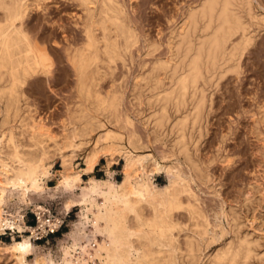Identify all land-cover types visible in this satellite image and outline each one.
Instances as JSON below:
<instances>
[{"label":"bare ground","instance_id":"obj_1","mask_svg":"<svg viewBox=\"0 0 264 264\" xmlns=\"http://www.w3.org/2000/svg\"><path fill=\"white\" fill-rule=\"evenodd\" d=\"M68 1L79 8V13L71 12L79 30L60 14L69 12L68 6L56 0H0V235L11 231L9 241L0 238V259L9 264H74V260L95 264L96 259L101 264H249L255 257L262 260L260 239L242 231L245 217L242 221L232 200L208 206L191 183L198 180L199 186L213 181L207 171L209 163L202 165L204 160L200 163L194 153L207 109L214 104L213 95L229 75L242 87L232 89L235 83L228 86L229 94L221 90L223 94L253 96L254 107L243 111L253 119L250 132L261 141L256 151L258 163L264 165V80L258 85L261 89H250L246 78L243 81L255 63L252 60L247 67L245 62L246 55L255 52L250 50L255 43L259 44L258 55L253 56L260 58L256 57L254 65L264 67V35L259 39L262 42H256L264 29V13L254 0L188 2L170 29L167 51L150 60L146 68V60L139 62L132 95L137 101L134 105L145 107H135V111L144 117V127L151 128L152 141L168 147L162 158L181 157L185 169L178 159L163 163L152 153L142 152L151 140L144 143L136 132H125L134 120L127 112L121 113L124 88L117 83L115 69L119 62L130 69L128 59L134 61L131 50L140 38L126 4L123 0ZM257 3L264 8V0ZM59 34L66 41L64 55L74 71L78 109L76 118L62 121L60 133L53 134L44 117L31 107L26 85L36 82L37 76L50 79L52 52L62 41ZM145 44V56L154 55L156 41ZM262 74L259 77L264 79ZM106 77L111 85L102 90L99 84ZM192 130L198 132V139ZM227 154L225 165L230 166L234 157ZM116 156L123 158L121 179H116L111 167ZM55 158L61 166L56 171ZM79 158L82 164L76 162ZM101 158L106 159L105 176L94 174ZM161 171L167 181L158 185L154 174ZM52 174L58 175L53 189L68 193L64 211L78 208L77 219L64 232L58 259L51 251H37L36 240L58 229L63 219L32 198L48 192L46 180ZM261 183L250 181L247 187H239L241 200L253 203V190L262 191ZM211 188L218 194L216 185ZM15 194L19 203L37 215L35 225L26 223L24 208H7ZM256 219L253 214L251 222ZM228 233V240L207 253ZM76 249L78 256L73 257Z\"/></svg>","mask_w":264,"mask_h":264},{"label":"rangeland","instance_id":"obj_2","mask_svg":"<svg viewBox=\"0 0 264 264\" xmlns=\"http://www.w3.org/2000/svg\"><path fill=\"white\" fill-rule=\"evenodd\" d=\"M56 1H57V4L63 3L64 5L68 6L67 11H69V12L66 13V11H61L60 14L64 16V19L67 21V23L69 25H71L73 28L75 27V28H77V30H79L78 27H76L73 23V20L76 17L72 16V13H73V15L75 12L79 13V8L77 6L71 4L70 1L67 2V0L66 1L65 0H56ZM194 1L195 0H123V2L126 4L125 6H127L126 9L128 10V14H129V17L131 19V22H132V24L134 23V26H136L135 28H136V31L138 32L140 38H139V41L132 47V50H131L132 53L134 54V57H135L134 61L132 62L128 59L130 69L128 70L125 66H123L121 64V62L118 63V66L115 69V74L118 77L117 83L121 84L122 87L124 88V98H123L122 104L120 106L121 113L127 112L130 116H132L131 118H133V120H134L132 125H127L125 127V132H127V133H130V132L132 133V131L136 132L137 135L139 136V138L141 139L140 141L144 142V143L151 140V142L149 143L150 146L141 149V151L143 150L142 152L152 153L155 158H157L158 160H160L163 163L176 162L178 159L181 162L182 167L185 169H186V165L183 162V159L181 157L177 158L175 156H171V157H168L165 159L162 158L163 154L167 153L168 147L166 145H163V143H161L159 141H152L153 134L151 132V128L146 129L148 127L147 126L144 127V125H146V123H144V117L138 116L140 114H138L137 111H135V107L138 109H141L142 107H145V105L142 104V106L140 105L141 107L134 105V103H136L137 101L134 98V96L132 95V89H133V84H134V80H135L134 75L140 70V63L143 60H146V62H147V65L145 66V68H146L150 64V60L152 61L153 58L160 56V55H163L164 52L167 51V38L169 36L170 29L173 27V25L175 23H177L179 21V19L181 18L182 12L184 11V8L189 3H192ZM254 1H255L256 6H257V9L259 11H261L262 13H264V10H263L264 8H262L260 6V4L258 5L257 0H254ZM49 4H51L50 5L51 9L54 8L53 3L49 2ZM63 4H61V5H63ZM68 4H70V5H68ZM178 12H179V14H178ZM262 32H263V34H262ZM261 35L262 36L264 35V29H263V31H261L256 42L260 43V41L262 42V40H264V38H263L264 36L262 37ZM78 36H80V35H78ZM62 38H63L62 35L59 34L58 40H60V39L62 40ZM259 39H262V40L259 41ZM147 40H154L157 43V48L153 52L154 55L145 56V54H144V49H145V45H146L145 43ZM64 42H66V41H63V40L60 41V44L58 46H56V44H55V46L58 48V50H55V52H52L53 64H52V73H51L52 75L50 76V79L52 80V78L54 77L53 81H51L50 79L43 77V76H40V77L37 76L38 77L37 79H35V78L33 79L36 82L38 81L37 83L33 82L34 84L36 83L37 85L35 84L33 86H30L33 84L32 81L30 82V84L26 85V87L29 88L27 94H28L29 99H30L31 107L36 109V112H35L36 114H39V115L44 117L45 122H47V124L49 125L53 134H59L60 133L61 128H62L61 127L62 121H64V120L67 121L71 118L72 119L76 118V114H77L76 110L78 109V106H77L78 97L75 94L76 81H75V77H74V71H72L73 69L70 68L71 65H69L70 63L67 62V59L64 55L65 52H64L63 47L66 44ZM51 43H53V42H51ZM256 44H258V43H255L254 45H256ZM254 45L251 46L250 50H252V51L254 50L255 52H258L257 49L259 48V44L256 45V47H254ZM138 49H140V50H138ZM139 51H141V52H139ZM255 52L254 53L251 52V53H248L246 55V58H245V60H246L245 62L247 63L246 66L249 65L250 61L252 62V60L253 61L255 60V63H256V61L260 58V57L258 58V56H253V55H258V53L255 54ZM250 55L253 57L251 58ZM256 57L258 59H256ZM261 59H263V58H261ZM260 62H262V61H260ZM254 64H252L253 65L252 66L250 63L251 67L247 66L248 67V69L246 70L247 72H245L244 74L247 73L248 77L244 76L243 81L245 78L246 79L248 78V81L246 79L244 81L247 84V87L249 85V87L251 86L250 89H252V88H255L257 86L256 88L259 87V89H261V87H260L262 85L261 80H264V79L259 77V75L262 74L264 67L262 70V67L260 68L257 65V67H258V69H257V67ZM255 67H256V71H253V69L255 70ZM63 68L65 69L64 71H63ZM249 68H251V70ZM257 70H259V71H257ZM261 70H262V72H261ZM251 71L254 73V75ZM256 72L257 73L259 72V73L257 74ZM68 73H69V75H67ZM123 73L126 74L125 77L122 76ZM262 76L264 77V74H262ZM64 78H66L67 80ZM232 78L234 79L235 77L234 76L232 77L229 75L226 78H224L222 80V83L219 86V90H217L218 92H215L216 94L214 93V95H213L214 97L212 96L215 105L212 103L211 109L212 108L213 109L212 110L207 109V111L210 113L207 112L206 120L203 122L202 132H201V136H200L201 138L198 137L199 135H198L197 131L192 130L193 134H194V132L197 133V135L195 133V136L194 135L193 136L197 137L196 139H198V138L200 139V141L198 139V142H197L198 147H199L196 150L197 154L194 153V155H195V157L196 156L198 157L197 160L200 163L202 162V161H200L202 159L204 161H206V163H204V161H203L202 165L203 164L206 165L207 162L209 163V164H207V171H208L209 175H211L213 181L208 182V184H201L200 183L201 185L199 184V186H198L199 181L196 180V182L198 181L196 183L194 180V181H192L191 184H192L193 188L197 191V193H199L200 199L201 200L203 199L202 201L204 202V204H207V205L209 204L208 206L215 207L216 204H218V203L220 204L222 199L227 198L229 201L232 200V203H233L235 209L237 211H239L240 214L242 215L241 216L242 221H243V218L245 217L244 221H243L244 225H243L242 231L248 232L251 235L253 233L252 236H254V238L258 237L260 239V242H261V246L259 248L261 249V252H263L264 251V198H263L264 197V179H262L261 175H262V170H263L262 168H264V165L262 164V162H261V165L258 163L259 162V156H258V153L256 151V147L261 145V143H260L261 141H257V139L254 137V135L250 132V127L253 124V119L249 115V113L247 114L243 111L244 108L245 109L253 108L255 102H254V100L251 102L253 96L251 97L248 94H246V95L244 94V96H243V95H240L241 93L239 92L240 97L238 95H237V97L228 95L232 86L235 83H237L235 81V79L233 82ZM109 79L110 78L106 77L100 81L99 85H100L102 90H106V89L110 88L111 81ZM249 80L252 83L248 84L247 82H250ZM252 80L254 82L255 81L256 82L253 83ZM258 81H260V84L258 83ZM237 84L235 86L236 88L233 86L232 89H234L236 91H238V89H239V91H240V88L242 87V85L241 84L237 85ZM230 85H231V88L228 87ZM258 85H260V86H258ZM225 86H227V87L225 88ZM238 86H239V88H238ZM227 88H228V90H226ZM229 88H230V90H229ZM221 90L226 91L228 94L226 95L224 92V94H225V96H224V94ZM229 97H231V99ZM257 97L262 98L261 96H257ZM231 100L232 101L234 100V101L232 102ZM256 100H259V99L256 98ZM228 101H229V103H228ZM234 102H236V103H234ZM225 104H227V105L225 106ZM234 104H235V107H233ZM227 107L228 108L231 107L233 109L230 108L231 110L228 111L229 109ZM241 111H243L245 115L242 114L243 112H241ZM147 112H148V109L146 110V113ZM238 114H240V115H238ZM232 120H234V121H232ZM228 122H230V123H228ZM143 123H144V125H143ZM204 123H206L207 126H205L206 124H204ZM229 125H230V128H229ZM228 128L231 129V131ZM235 131H237V132H235ZM228 132H229V134H228ZM222 133L225 134V137H222V135H223ZM226 135H228V136H226ZM220 139H222L221 142L223 141L222 142L223 145L221 144ZM244 141L245 142L248 141V142L245 143ZM240 142L243 144H238ZM218 143L220 144V146H218ZM253 144H256V145H253ZM191 147H192V145H191ZM229 147H230V149H229ZM217 148H219L220 150ZM193 152H195V149L193 150ZM227 153L234 157L233 162L231 163L230 166L225 165V163H226L225 156ZM239 156H240V158H239ZM256 158H258V159H256ZM76 162H79L80 164H82V159L79 158ZM122 163H123V158H121V156H116L115 162L111 165V167L113 169H115V171H116V174H115L116 179H121V177H122V174L120 172V168L122 166ZM105 164H106V159L101 158L99 163L95 167L94 174L97 176H105V169H106ZM60 168H61L60 161L58 158H55L53 170L56 171ZM85 177H86V175H85ZM57 178H58L57 174H52L46 180L47 185H49V187H50L49 189H47V191H48V192H46L47 194L43 193V194H39V195L38 194L32 195V198L34 201H39L41 204H45L50 209L52 214L58 215V216L62 217V219H63V222L61 223L60 227H58V229H56L54 232H49V234H44L43 236L37 238V240H36L37 245H38L37 251H39V252L51 251V253L55 259H58L60 256V243H61V240L65 239V236H63L64 232L68 231V229L71 228L72 222L77 219L76 214L78 212L77 207H74L69 212L64 211L62 206L64 203V199H66V196L68 195V193H65L61 190L53 189V187L57 183ZM260 178H261V180H260ZM166 181H167V176H166L165 171H161V172L154 174V182L157 183L158 185L164 184ZM250 181H254L256 183L262 182L260 184L259 188L263 189V190L261 191V190H257V189L255 190L254 189L253 192L255 194L252 197V199H254L253 203L251 201H250L251 203L250 202L246 203L245 201L241 200L242 196L240 197V193L238 191V188L239 187H244V188L247 187V185H249L248 183ZM212 185H216V188L219 189L218 194H216L215 191L213 193L214 189L211 188ZM262 194H263V196H262ZM260 196H262V198H261L262 200L258 199ZM17 199H18L17 195L16 194L13 195V197H11V199H9V201H8L7 208H9L10 210H16V209H19L20 207H22V208H24L26 223L29 224L30 222H35V220L37 222V218H35L36 214L35 215L33 214L34 211L31 209V207H27V205L25 206V205L19 203ZM239 200H240V202H239ZM226 207H227V204H225V208ZM253 214L258 219V220L256 219V221H253L254 223L251 222L253 220ZM46 215H48V213ZM36 217H37V215H36ZM251 218H252V220H251ZM246 219H249V220L246 221ZM223 223L226 227H228L226 218L223 219ZM254 229H256V230H254ZM88 230H89V224L86 226V232L87 233H88ZM10 232H11L10 230H7L4 234L0 235V238L3 239L4 241H9L11 238ZM230 235H231L230 233L226 234L224 236L225 238L223 237V239H220L218 242H216L214 245H212V247L207 251V253L212 251L213 249L217 248L218 246H220L223 242L226 241L227 238H230ZM78 252L79 251L77 249L75 251L73 250L72 251L73 257L78 256ZM95 261H96L95 264H101V262L98 259H96ZM89 262L92 263V261H89ZM0 264H9V261L0 259ZM74 264H86V263L85 262L80 263V262H77L76 260H74ZM249 264H264V258L261 260V259H258L257 257H255L249 262Z\"/></svg>","mask_w":264,"mask_h":264},{"label":"built area","instance_id":"obj_3","mask_svg":"<svg viewBox=\"0 0 264 264\" xmlns=\"http://www.w3.org/2000/svg\"><path fill=\"white\" fill-rule=\"evenodd\" d=\"M33 214L35 215V213L33 212ZM35 218H37L36 217V215H35ZM29 224H31V225H34V224H36V220H35V222H30ZM47 234H49V233H47Z\"/></svg>","mask_w":264,"mask_h":264}]
</instances>
